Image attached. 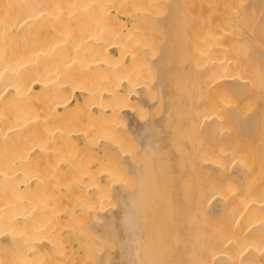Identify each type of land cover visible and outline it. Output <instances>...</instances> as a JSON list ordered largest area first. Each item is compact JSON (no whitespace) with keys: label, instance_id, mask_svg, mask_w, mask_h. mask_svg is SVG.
<instances>
[{"label":"bare ground","instance_id":"bare-ground-1","mask_svg":"<svg viewBox=\"0 0 264 264\" xmlns=\"http://www.w3.org/2000/svg\"><path fill=\"white\" fill-rule=\"evenodd\" d=\"M163 3L0 0V264L75 262L80 220L91 264H264V0L244 3L228 70L208 27L174 63Z\"/></svg>","mask_w":264,"mask_h":264},{"label":"rangeland","instance_id":"rangeland-1","mask_svg":"<svg viewBox=\"0 0 264 264\" xmlns=\"http://www.w3.org/2000/svg\"><path fill=\"white\" fill-rule=\"evenodd\" d=\"M150 0H139V3H141V8H144L145 6H147L146 4H147V2H149ZM164 3L163 4H161V6H163V5H165L164 6V9L163 10H161V6H159V8L157 9L156 8V6H155V9H156V11H155V9H153V10H151V13L150 14H148V16L149 15H151L152 17H150L151 19L149 20V19H147V18H149V17H145V19H147V20H149V23L147 22V20H146V25H147V23L149 24V25H151L150 23V21H153V19H154V17H153V15L155 14L154 13V11L157 13V15L156 16H160L162 19H164L165 18V16L167 17L166 18V20L164 19V21H165V23H166V28H165V30H164V32H163V34H159L161 37H162V35H165L166 36V38H168L167 40H168V47H169V50H170V53H171V59L173 60V61H175L174 63H176L177 64V66L179 65V63L178 62H180L181 61V65L183 66L184 64H185V62H184V58H186L185 56V54H184V49L186 48V49H190V48H187L190 44H189V41L191 40V42L192 43H194V42H197V43H194L193 44V47H194V45H195V47H196V45L199 47V45H201V42H202V44L206 41V42H208V37L206 38L205 36H206V32L210 29V28H212L213 30L215 29V28H217V27H215V28H213L214 26H218V30L216 31V30H214L215 32H217V33H215L213 30H211L210 29V31L211 32H208V33H211V34H215V35H221V36H223L224 34V36L223 37H220L218 40H220L221 42H222V44L225 46L223 49L225 50L224 52H223V50L221 51V52H218V53H216L217 55L216 56H219L220 58H221V60H223V66H224V62H225V68L226 67H228V69L230 68V65H231V57L232 56H234L235 57V59H236V61L237 62H240V61H242V56L241 55H239V57H238V55H236V54H234V55H232L231 53H230V51L228 50V49H225V48H227V46L228 45H233L234 43L235 44H237V46H238V42L240 41L239 39H238V35H240L241 33H243V32H245V30H243L242 28H241V26H243V25H246L247 26V24L249 25H251L252 26V22H249V19H250V17L248 16V15H246V13H245V9L243 8L244 7V3L246 2V0H221V2L222 3H220V0L218 1V0H214L213 1V3L211 2L210 4H208L207 2H206V0H178L179 1V5L176 3V1L177 0H175V13L178 15H176L175 13V15L173 14V13H171L170 12V10L168 9V6H167V3H169V0L166 2V0H162ZM170 1H172V0H170ZM177 1V2H178ZM203 1V2H202ZM212 1V0H211ZM216 1H218L219 3H217ZM225 3V4H224ZM223 4V5H222ZM142 5L144 6V7H142ZM157 6V7H158ZM179 6V7H178ZM149 7V6H148ZM179 8V14H178V11H177V9ZM158 10V11H157ZM159 10H161V11H159ZM169 10V11H168ZM152 11H153V13H152ZM164 11H165V13H164ZM159 12V13H158ZM162 13V14H161ZM158 14H160V15H158ZM162 15V16H161ZM242 15H243V17L244 18H241L242 17ZM155 16V17H156ZM246 17H247V19H246ZM153 18V19H152ZM249 18V19H248ZM138 19V18H137ZM145 19H144V21H145ZM179 19V23H178V20ZM242 19V20H241ZM244 19V20H243ZM235 20V21H234ZM247 20V22H246V24H244V22ZM210 21H211V23H213L214 24V26H213V24H211L210 23ZM231 21V22H230ZM250 21H251V19H250ZM233 22H236V24L235 23H233ZM237 22H240V23H237ZM242 22V23H241ZM210 23L212 26H208V24ZM173 24H174V26H173ZM237 25V24H239L240 25V27L238 26H236L235 28L233 27L234 25ZM204 25V26H203ZM206 25V26H205ZM249 25V28L248 29H250L251 28V26ZM204 27H206V31H205V33H204V31L203 30H205V28ZM207 27L209 28L208 30H207ZM149 28V27H148ZM150 28H151V26H150ZM171 28V29H170ZM173 28V29H172ZM247 28V27H246ZM174 30V31H173ZM178 30V31H177ZM151 31H153L154 32V30H151ZM189 31L191 32V33H194L193 35L195 36H197V37H195L196 39H194L193 38V35H191V33H190V35L188 34L189 33ZM214 33H213V32ZM223 31V32H222ZM237 31H239V32H237ZM240 31H242V32H240ZM153 32H150V33H152V35H156L157 33H155L154 32V34H153ZM149 33V34H150ZM171 33V34H170ZM199 33V34H198ZM224 33V34H223ZM237 33H239V34H237ZM152 35H150V36H152ZM158 35V34H157ZM157 35L156 36H153V37H157ZM186 35H188V38H187V36ZM200 35V36H199ZM205 35V36H204ZM231 35V36H230ZM234 35V37H232ZM236 35V36H235ZM165 36H164V38H165ZM177 36V37H176ZM189 36H191L190 38H192V39H190L189 38ZM226 36H228V37H226ZM238 36V37H237ZM241 36V35H240ZM152 37V38H153ZM160 37V38H161ZM199 37H201V38H206V40L204 41V39H201V38H199ZM216 37V36H215ZM214 37V38H215ZM157 38H159V37H157ZM163 38V40H165ZM235 38V42L233 41V39ZM150 40H151V38H150ZM202 40V41H201ZM153 43L156 41V38H153ZM162 41V40H161ZM199 41H201V42H199ZM227 42L228 41V43L230 42V44H228V43H223V42ZM233 41V42H232ZM157 42V41H156ZM158 42H159V40H158ZM181 44H180V43ZM205 42V43H206ZM231 42H232V44H231ZM189 44V45H187V44ZM191 43V44H192ZM204 43V44H205ZM157 44V43H156ZM156 44H153V45H155V47L153 46V47H151V49H152V52H153V50H154V53H155V51L157 50V47H156ZM179 44V45H178ZM187 45V46H186ZM202 46V45H201ZM177 47V48H176ZM191 47V46H190ZM198 47H196V48H198ZM233 47V46H232ZM154 48V49H153ZM181 48H182V50H181ZM229 48V47H228ZM232 48H230V50H231ZM228 50V51H227ZM151 52V53H152ZM229 52V53H228ZM173 53V54H172ZM179 53H180V56H179ZM182 53V54H181ZM180 59V60H179ZM184 59V60H183ZM186 61V60H185ZM227 62V63H226ZM229 63H230V65H229ZM179 66L180 68H182V66ZM184 67V66H183ZM227 69V68H226ZM227 69V70H228ZM174 72V75L176 74H181L182 73V75H177V76H175V78H174V80H175V85H174V91H175V93L177 94V96L178 97H176L178 100L179 99H181V98H183V95L184 94H186V96H187V98L188 97H190L191 95H193L190 91H192L191 89L193 88V87H195V86H197V87H195L196 89H198V81H197V74H196V72H194L193 70H192V72L190 71V74L188 73V72H179V71H177V70H174L173 71ZM176 72V73H175ZM194 72V73H193ZM186 73V74H185ZM188 73V74H187ZM193 76H192V75ZM196 74V75H195ZM188 75V76H187ZM186 76V77H185ZM196 76V77H195ZM177 78V79H176ZM181 78V79H180ZM184 78V79H183ZM193 78V79H192ZM145 80H146V78H145ZM180 80V87H179V85H178V90H176V88H177V84H178V81ZM181 81H183V83L181 82ZM183 85V86H182ZM194 85V86H193ZM193 86V87H192ZM182 87H183V89H187L186 91H184L183 90V92H182ZM195 88H193V89H195ZM181 92V93H184V94H181V93H178V92ZM188 93V94H187ZM179 94H181V95H179ZM227 95V96H226ZM185 96V97H186ZM179 97H181V98H179ZM224 97L226 98V99H224ZM220 99V98H222V99H224V101L225 100H227V98H228V104H226V102H224L223 103V105L225 106V108L227 107V105H229L230 104V98H229V95L228 94H225V96H223V95H221V96H219V97H217V99ZM221 101V100H220ZM222 102V101H221ZM220 102V103H221ZM179 104L178 105H180V108H179V110H181V111H178L177 112V114H179V115H181L180 113H184V111L186 112V110L184 109V108H186V106H185V103L184 104H182V103H180V102H178ZM182 105V106H181ZM187 105V107L189 108V105L188 104H186ZM221 105H222V103H221ZM222 105V107H224ZM179 107V106H178ZM183 109V112H182V109ZM187 109V108H186ZM178 110V109H177ZM222 125H223V123H222ZM225 125V127H226V124H224ZM118 126L120 127H117V125L116 126H114V129H116L117 131H118V129H121V126H120V124H118ZM222 127V126H221ZM225 127H222V129H221V131L222 132H225V134L227 133L228 134V132H229V127L228 128H226L227 129V131H226V129H225ZM118 128V129H117ZM181 129H183L182 131H183V133H182V131H181V134L180 133H178L179 135V137H181V139L182 140H180L179 142L181 143V145H185L186 143H184L185 141L187 142V144L189 143V141H190V145L188 144V145H185V146H190V147H195V146H198L199 144L198 143H200V140H199V142L198 141H195L194 139L195 138H197V135H195L194 133H190L189 131L188 132H186L187 131V129L188 128H181ZM229 129V130H228ZM114 131V132H116V133H114V134H116V135H118L117 137H115V135H112L113 137H115V138H113L112 137V139H117L118 141H115L114 140V142L116 143L117 142V144L116 145H121L122 146V150L123 149H125V151L122 153V155H124L125 156V158H127V159H129V154L131 155L132 153H131V149H132V143L131 142H128L127 141V139H125V135L119 130V132L117 133V131ZM186 130V131H185ZM189 130V129H188ZM113 131H111V133H113ZM121 134V136H120V134ZM193 135H195V137H193ZM230 135V134H229ZM187 136H189V138H187ZM184 137H185V139H184ZM119 138H121V142H120V139ZM123 141V142H122ZM182 141H183V143H182ZM113 142V143H114ZM128 144H127V143ZM198 142V143H197ZM118 143H120V144H118ZM198 144V145H197ZM177 145H179L178 143H177ZM127 146H129V148L127 147ZM131 147V148H130ZM119 149H121V147L119 148ZM121 150V151H122ZM99 151L100 150H97V152L96 151H94V153H96V155H98L99 156ZM128 151H129V154H128ZM100 156H101V153H100ZM131 158H132V156H130ZM84 160H86V158L84 159ZM93 168H95L96 169V167L94 166V167H92V169ZM94 171V170H93ZM116 175V174H115ZM115 175H113L114 176V178L116 177ZM120 176V175H119ZM151 177L153 176L152 174L150 175ZM124 177H125V175H124ZM148 177V176H147ZM65 178V177H64ZM116 178H118V177H116ZM119 179H122V177L121 178H119ZM149 179V178H148ZM65 180H66V178H65ZM64 180V181H65ZM114 180H116V179H114ZM151 180V179H150ZM153 180H155V179H153L152 178V182H153ZM86 184H87V181H84ZM83 182V183H84ZM150 181L148 180L147 181V183H149ZM155 182L156 183H158L156 180H155ZM154 182V183H155ZM124 183L125 184H127V186H133L134 185V179H133V177L131 176V175H126V177H125V181H124ZM146 183V184H147ZM151 184H153V183H149V185L151 186ZM84 185V184H83ZM155 186V187H154ZM157 187V184H153V189L154 188H156ZM150 188V187H149ZM148 188V189H149ZM146 189H147V187H146ZM152 189V188H151ZM85 191V190H84ZM153 191V190H152ZM152 191H149V192H151V194L148 192V196H149V194H150V197L151 196H153V195H157V193H156V191H155V189H154V191L152 192ZM157 191H158V189H157ZM155 193V194H154ZM159 195V194H158ZM187 196H189V195H187ZM189 198V197H188ZM152 199H153V201H155L154 199L155 198H153L152 197ZM151 199V200H152ZM160 199V197H157V200H159ZM190 199V198H189ZM106 200V199H105ZM150 200V199H149ZM150 200V201H151ZM102 201H104V200H102ZM100 202L101 204H103L104 205V202ZM99 202V201H98ZM103 206V205H100V204H97V206ZM151 208V207H150ZM158 208H159V205H158ZM93 209V208H92ZM92 209H88V211L89 210H92ZM190 212V211H189ZM84 216L86 215V213H84L83 214ZM82 217V219L84 218L85 219V217ZM85 222V220L84 221H82V220H80V222H77L78 224H76L75 225V229H76V232L77 233H75L74 235H72L71 237H69V239H71V241L72 240H74L75 238L77 239V240H75V241H73L72 242V245L74 246V250H76V251H78V256L80 255V257L78 258V256H77V260L75 261V262H71V261H68L69 263H71V264H77V262H78V264H91V260H90V258H89V255H88V250H87V248H80L81 246L80 245H77V243L78 244H81V245H83L84 246V236H83V234H82V231H81V229L82 228H79L81 225H83L82 223H84ZM81 223V225H79ZM78 225V226H77ZM78 230V231H77ZM79 233H80V235H79ZM76 235H77V237H76ZM74 236V237H73ZM79 237V238H78ZM76 241H78L77 243H75ZM76 246H78L77 248L78 249H75L76 248ZM80 246V247H79ZM79 249H80V251H79ZM82 250H84V251H82Z\"/></svg>","mask_w":264,"mask_h":264}]
</instances>
